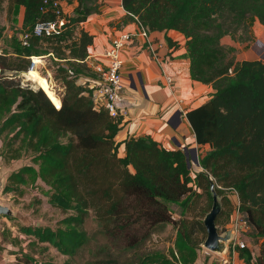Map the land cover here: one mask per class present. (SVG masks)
<instances>
[{
    "label": "trees",
    "instance_id": "1",
    "mask_svg": "<svg viewBox=\"0 0 264 264\" xmlns=\"http://www.w3.org/2000/svg\"><path fill=\"white\" fill-rule=\"evenodd\" d=\"M43 5L44 0H0V14L5 10L11 16L22 8V34L38 21L55 17L43 12ZM102 5L99 0H80L62 34L32 36L29 46L18 34L11 50L0 56V158L9 162L31 153L38 165L22 168L9 180L24 183V175L32 173L50 188L52 206L76 214L67 219L75 227L60 233L34 227H22L21 232L73 255L86 244L79 227L93 211L104 235L122 242L121 253L132 252L127 261L109 255L93 264H195L207 238L204 216L213 206L214 185L222 202L220 233L229 230L237 210L262 241L253 264H264V61L230 57L236 49L222 44L226 36L239 43L250 41V17L264 26V0H122L126 21L149 33L183 34L192 79L215 89L204 104L187 112L199 146L201 170L195 177L182 149H167L149 135L117 141L123 118L96 109L92 89L77 84L80 76L97 77L86 62L94 36L82 24L101 13ZM3 32L0 26V44ZM165 42L179 47L167 35ZM50 54L69 64L60 69L66 79L62 101L37 69L32 72L42 80L40 87L20 76L29 72L31 56ZM6 71L14 72L13 77ZM122 144L125 156L119 154ZM225 192L238 197L236 209L229 199L222 200ZM205 195L203 217L174 218L170 204L182 203L185 210L194 197ZM166 225L177 230V250H170V256L142 253L157 229ZM236 252L241 260L252 259L249 250ZM184 255L191 256V262Z\"/></svg>",
    "mask_w": 264,
    "mask_h": 264
},
{
    "label": "rangeland",
    "instance_id": "2",
    "mask_svg": "<svg viewBox=\"0 0 264 264\" xmlns=\"http://www.w3.org/2000/svg\"><path fill=\"white\" fill-rule=\"evenodd\" d=\"M23 16L22 8L19 9L18 13L12 14L11 16L5 10L1 12L0 26L4 28V35L0 46L3 50H11L12 39L20 32ZM249 24L250 41L242 43L235 42L237 47L234 48L236 50L230 52L229 56H235L238 60L258 58L264 61V26L260 24L256 17H250ZM225 46L232 47L230 45ZM68 65V62L59 60L50 54L42 56V62L37 68L42 75L49 79L61 101L66 93V79L64 77L65 74L60 72V69L68 68ZM5 74H9V71H6ZM22 78H24L23 82L25 83L28 81L33 82L27 77ZM76 82L79 83V80ZM33 84L35 87H38L34 82ZM2 147L3 142L0 140V152ZM26 166L38 168V165L33 162V154L31 153L25 154L21 159L11 160L9 162H5L4 159L0 158V178L2 177L4 179V188L0 192V204L8 206L15 213L13 218L0 216V264H93L107 259L109 255L116 259L120 257L124 258L125 261L131 257V251L121 253L123 248H121L122 242L120 240H113L104 235L93 211H90L84 225L79 227V230L86 236V244L79 247L73 255H65L53 245L41 243L37 238L23 234L21 232L22 227L49 228L59 233L66 231L69 228L75 227L67 223L68 217L76 215L72 211L64 212L52 206L49 203L50 188L39 178L34 180L32 173L24 175V183L9 180L14 174L19 173ZM6 186L9 187L8 191H4ZM223 198L229 199L236 209L234 194L225 192L222 200ZM207 202V196L205 195L202 198L194 197L185 210L183 206H176L175 210L177 212L175 214L178 215L176 219L192 220L196 217H203L202 213L207 206ZM172 212L174 213V211ZM236 220L238 222L245 220L241 215L237 214V210L232 215V221L235 222ZM228 229H235L232 222L228 226ZM238 234L239 241L245 245L244 249L249 250L252 255L251 260L248 262L242 260V264H253L260 254L262 241L253 236L254 233L251 228L250 230L248 228L239 229ZM15 240L17 242H14ZM170 250H177V230L172 225H166L165 227L157 229L153 239L147 243L144 249L142 248V253L161 251L167 256H170ZM230 252L229 248L225 263L219 256L206 250L202 245L197 252V259L200 260L201 264H234L233 254L231 255ZM206 253L210 254L211 257ZM235 256H238L237 252H235ZM180 257L182 256L180 255ZM191 259V256L184 255V260H188L187 263L191 262ZM234 261L238 262L237 260Z\"/></svg>",
    "mask_w": 264,
    "mask_h": 264
},
{
    "label": "crops",
    "instance_id": "3",
    "mask_svg": "<svg viewBox=\"0 0 264 264\" xmlns=\"http://www.w3.org/2000/svg\"><path fill=\"white\" fill-rule=\"evenodd\" d=\"M99 1L103 3L100 7L101 13L91 15L82 24V27L94 36V43L89 48V58L86 61L88 66L104 58L113 36L121 31L138 30V23L125 20L126 11L122 6V0ZM77 4L78 2H71L66 6V10L73 13ZM166 35L178 42L179 47L168 46L165 42ZM150 38L165 43V47L160 50L161 60L152 57L145 39L141 36L134 39L124 50L123 76L130 114L123 118L116 138L117 141L124 142L131 136L149 135L167 149H182L185 152L187 150L192 177H195L196 173L201 170L197 162L199 161V146L187 118V112L204 104L215 89L211 84L192 79L190 59L187 57L185 47L186 38L183 34L174 30L167 33L154 31L150 33ZM222 44L237 47L235 41L229 36L222 39ZM164 73L174 76L176 80L174 90L165 84ZM78 80L77 84L89 86L94 77L80 76ZM177 98H181V103L177 102ZM125 153V144H122L119 154L125 156ZM235 199L238 205V197L235 196ZM176 206H182V203L170 204L175 219L178 217L175 214ZM237 237L239 238V234ZM220 258L225 262L227 255ZM232 258L234 264L243 262L239 255L235 256V253ZM195 264H201L200 260L197 259Z\"/></svg>",
    "mask_w": 264,
    "mask_h": 264
},
{
    "label": "built area",
    "instance_id": "4",
    "mask_svg": "<svg viewBox=\"0 0 264 264\" xmlns=\"http://www.w3.org/2000/svg\"><path fill=\"white\" fill-rule=\"evenodd\" d=\"M80 0H44L43 12H51L55 15L53 19H45L38 21L32 31L20 33V39L25 46L30 45L32 36H57L62 34L70 23V11L66 10V6L71 2ZM138 36L145 39V43L151 51L154 59L161 60L160 50L165 47V43L158 42L150 38V33L140 24L137 31H121L113 36L110 41L109 48L105 52L104 58L100 61L91 63L90 67L96 73L97 77L91 82L89 87L92 89V97L96 109H105L111 116L115 118H125L129 116V108L126 102V85L124 83L123 68L125 64L124 50ZM3 55V49L0 47V56ZM89 58V57H88ZM87 58V59H88ZM31 68L37 69L42 62V56H31ZM86 59V61H87ZM27 72L20 73L21 77H27ZM14 72H9L13 77ZM166 85L173 88L176 86L174 76L164 73ZM28 78V77H27ZM181 98H177V102L181 103ZM237 214L240 213L237 211ZM233 224L235 229V237L230 245V251L236 252L238 248L244 249L245 245L239 241L237 235L239 229L248 228L246 220ZM226 263V262H225Z\"/></svg>",
    "mask_w": 264,
    "mask_h": 264
},
{
    "label": "water",
    "instance_id": "5",
    "mask_svg": "<svg viewBox=\"0 0 264 264\" xmlns=\"http://www.w3.org/2000/svg\"><path fill=\"white\" fill-rule=\"evenodd\" d=\"M32 70V69H30ZM187 161L190 167V158L189 152L186 150ZM200 164L199 161H197ZM4 188V179L0 178V192ZM212 194H213V206L211 211L206 215L204 219V226L207 232V238L203 244L204 248L211 253L224 257L228 254L230 245L232 244L235 236L234 230H228L225 233L221 234L219 228L217 227V219L222 212V202L218 194L215 191L214 185H212ZM0 216L7 218H13L15 216L14 211L8 206L0 204Z\"/></svg>",
    "mask_w": 264,
    "mask_h": 264
},
{
    "label": "bare ground",
    "instance_id": "6",
    "mask_svg": "<svg viewBox=\"0 0 264 264\" xmlns=\"http://www.w3.org/2000/svg\"><path fill=\"white\" fill-rule=\"evenodd\" d=\"M34 69L32 70H29V72H27V77L29 79H31L38 87L41 86V83H42V80L41 79H38L37 77H35V75L33 74V71Z\"/></svg>",
    "mask_w": 264,
    "mask_h": 264
}]
</instances>
